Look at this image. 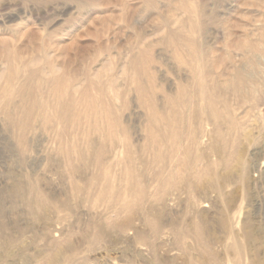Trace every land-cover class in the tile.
Listing matches in <instances>:
<instances>
[{
    "label": "rangeland",
    "instance_id": "obj_1",
    "mask_svg": "<svg viewBox=\"0 0 264 264\" xmlns=\"http://www.w3.org/2000/svg\"><path fill=\"white\" fill-rule=\"evenodd\" d=\"M0 264H264V0H0Z\"/></svg>",
    "mask_w": 264,
    "mask_h": 264
},
{
    "label": "bare ground",
    "instance_id": "obj_2",
    "mask_svg": "<svg viewBox=\"0 0 264 264\" xmlns=\"http://www.w3.org/2000/svg\"><path fill=\"white\" fill-rule=\"evenodd\" d=\"M126 210V209H125ZM95 238H97V237H95ZM98 240V239H97Z\"/></svg>",
    "mask_w": 264,
    "mask_h": 264
}]
</instances>
